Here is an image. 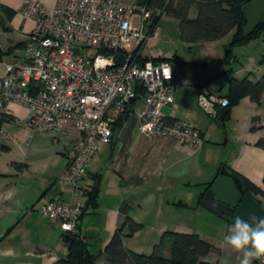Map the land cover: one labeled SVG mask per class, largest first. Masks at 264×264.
I'll list each match as a JSON object with an SVG mask.
<instances>
[{
    "label": "crops",
    "instance_id": "1",
    "mask_svg": "<svg viewBox=\"0 0 264 264\" xmlns=\"http://www.w3.org/2000/svg\"><path fill=\"white\" fill-rule=\"evenodd\" d=\"M40 1L49 11H53L58 3V0ZM134 1L129 0L128 3L133 4ZM24 2L0 0V24L4 31L12 34L11 44L16 40L17 44H25L34 30V22L23 16ZM198 12L196 4L190 17L196 18ZM235 33L236 29L212 44L207 42L208 51L217 48L215 58L222 59ZM232 61L229 66L221 63V73L228 75V86L232 76L239 80L248 77L256 82L264 75V71L259 75L246 66L240 70L244 72L240 77L232 64L239 61L237 56ZM172 69L171 98L178 108L166 106L162 113L168 121L192 122L201 132L204 144L201 147L186 145L169 134L143 135L138 128L136 113L143 108L141 100L126 108L128 117L120 124L118 120L125 112L120 114L112 108L108 118L114 126L113 140L99 146L83 182L88 191L98 183L99 197L95 204L90 203L87 197L73 196L72 188L62 179L77 154L80 144L78 131L67 124L58 140L49 134H33L16 124L29 118L26 107L13 103L5 108L0 135L6 134L9 142H4V151L0 154V264H57L65 259L66 247L60 223L45 218L39 212L42 204L52 201L83 205L85 213L79 229L97 258V264H108L106 248L118 230L122 232L125 248L135 254L151 255L167 233H193L213 247L205 261L239 264L242 253L227 246L218 230H208L218 224L221 233L227 235L233 225L231 220L204 209L202 199L222 168H226L232 175L261 191L253 196L264 208V149L257 145L264 138V116L252 113L251 118L248 112L246 127L235 131L231 138L226 135V125L224 134L209 135L208 123L203 121L198 111V98L201 94H221L203 90L204 86L209 87L208 83L196 85L189 101L177 91L173 94L176 89L173 65ZM244 100L246 104L248 101L254 103L250 97ZM187 102H191L190 107ZM261 103L264 104V95ZM257 117L261 128L252 131ZM3 123L8 125L6 129ZM127 218L142 225L141 230L131 235L126 225ZM193 219H199L200 225L197 226ZM171 245L172 240L167 237L161 249L163 256L170 257Z\"/></svg>",
    "mask_w": 264,
    "mask_h": 264
},
{
    "label": "built area",
    "instance_id": "2",
    "mask_svg": "<svg viewBox=\"0 0 264 264\" xmlns=\"http://www.w3.org/2000/svg\"><path fill=\"white\" fill-rule=\"evenodd\" d=\"M23 16L34 22L24 53L1 63L0 121L5 108L18 104L29 110V118L18 124L33 133H49L56 140L71 124L80 144L63 181L73 196L83 198V186L92 160L101 144H110L114 128L108 113L122 114L132 102L141 100L136 112L139 131L147 137L169 134L179 142L201 147L199 129L189 120L169 123L162 108H178L171 98L173 69L168 61H154L144 51L161 28L149 10L115 0H58L53 11L40 0H25ZM142 56V57H141ZM148 58L144 62L141 58ZM199 107L219 117L229 100L216 94H201ZM1 132L3 130L1 129ZM39 212L60 223L63 234H76L84 214L81 204L52 201ZM264 264V257L258 259Z\"/></svg>",
    "mask_w": 264,
    "mask_h": 264
},
{
    "label": "trees",
    "instance_id": "3",
    "mask_svg": "<svg viewBox=\"0 0 264 264\" xmlns=\"http://www.w3.org/2000/svg\"><path fill=\"white\" fill-rule=\"evenodd\" d=\"M251 1L252 0H140V4L146 6L149 10L160 11V15L155 18L156 22H159L162 14L178 20L180 23V37L182 41L190 45L203 41L221 39L236 29V33L221 62L223 66H229L234 58V48L248 42L253 36H257L264 29L263 21L252 35L248 38L243 37V27L246 25L243 7ZM196 4L199 6L198 15L196 18H191V10ZM24 46L25 44H19L21 48H24ZM1 54L2 52L0 50V57ZM145 60H148V58H141V61L144 62ZM153 60L167 61L161 59ZM229 73L232 74V70H230ZM263 95L264 75L256 82L251 81L248 77L239 80L232 76L229 81L227 95H220L229 100V106L227 108L229 112L223 119L218 117L217 121L224 127L232 106L240 103L241 100L247 97H250L254 103L259 104L262 101ZM127 117L128 111H125L118 120L119 124L126 120ZM4 118L5 117H2V119ZM174 121L168 122L173 123ZM258 121V117L254 119L252 131L261 128V126H258ZM257 145L264 149V138H262ZM243 183L247 192L253 195L261 193L254 185ZM85 197L88 198L90 203L95 204L97 202L99 197L98 183L90 191L87 190ZM126 225L131 235L139 232L142 228V225L134 222L130 218H127ZM167 237L172 240L171 254L168 258L163 256L161 251L166 243ZM63 240L66 247V257L57 264H97V258L91 253L89 244L81 234L80 229L76 234H64ZM212 250L213 247L211 244L203 240L197 234L170 232L163 237L161 243L155 247L151 255H139L125 248L121 230L115 233L106 248L108 264H213L205 261V258ZM252 264L260 263L257 260L253 261Z\"/></svg>",
    "mask_w": 264,
    "mask_h": 264
},
{
    "label": "rangeland",
    "instance_id": "4",
    "mask_svg": "<svg viewBox=\"0 0 264 264\" xmlns=\"http://www.w3.org/2000/svg\"><path fill=\"white\" fill-rule=\"evenodd\" d=\"M120 3H128L129 0H117ZM136 1V0H135ZM134 1V2H135ZM159 26L161 31L158 36L151 37L146 45L144 54L154 59L168 58L173 65L175 72L174 85L176 86L173 94L176 91L180 93L187 101L190 100L192 90L196 88V85L208 83L209 87L204 86L203 90H212L214 93H220L221 95H227L228 93V75L222 74L221 71V59L215 58L218 54L217 48L215 50L207 47L212 44L213 41L198 42L194 45H190L182 41L180 35V23L178 20L171 18L165 14H162L159 19ZM233 38V37H232ZM12 34L3 30L2 23L0 24V50L2 52L0 57V77L4 74V69L1 63H9L14 60L15 57L24 53V48L19 47L17 40L14 44H11ZM203 43V44H202ZM13 49V50H11ZM207 51V52H206ZM209 52V53H208ZM237 56V60L241 62V65L233 62ZM233 67L237 71V75L243 77L241 69L248 66L253 73L258 74L264 71V29L257 36H253L248 42L238 45L233 50ZM243 65V68L240 66ZM245 65V66H244ZM260 75V73H259ZM187 102V106H189ZM198 107V106H197ZM199 113L202 115V119L210 128V134L214 135L219 133H225V127H223L217 120L218 117L207 114L205 111L198 107ZM260 113L264 116V104L263 103H251L246 100H241L240 103L232 106L230 115L225 122L226 135L228 138L235 133V131H241L246 127L245 116L247 113ZM164 113V112H163ZM16 124H18L16 122ZM8 125L3 123V128L6 129ZM18 126H20L18 124ZM22 127V126H20ZM24 128V127H23ZM26 129V128H25ZM32 133V132H31ZM35 134V133H33ZM36 134H49L45 132H37ZM53 138L51 134H49ZM225 137V135H224ZM4 142H9L6 134L0 135V154L4 151L2 149ZM72 190V189H71ZM197 226L200 225L199 219H193ZM219 225H213L208 228L211 232L217 231L221 237L225 234L221 233ZM209 232V233H211ZM219 236V235H218Z\"/></svg>",
    "mask_w": 264,
    "mask_h": 264
},
{
    "label": "water",
    "instance_id": "5",
    "mask_svg": "<svg viewBox=\"0 0 264 264\" xmlns=\"http://www.w3.org/2000/svg\"><path fill=\"white\" fill-rule=\"evenodd\" d=\"M246 25L243 27V37L248 38L264 21V0H252L243 7ZM229 112L223 108L219 117L224 118ZM202 207L214 215L231 220L236 217L245 219L264 218V208L253 194L247 192L243 181L236 175L222 168L219 176L208 188L202 199Z\"/></svg>",
    "mask_w": 264,
    "mask_h": 264
},
{
    "label": "clouds",
    "instance_id": "6",
    "mask_svg": "<svg viewBox=\"0 0 264 264\" xmlns=\"http://www.w3.org/2000/svg\"><path fill=\"white\" fill-rule=\"evenodd\" d=\"M224 243L242 253L239 264H252L253 259L264 257V218L237 216L224 236Z\"/></svg>",
    "mask_w": 264,
    "mask_h": 264
}]
</instances>
